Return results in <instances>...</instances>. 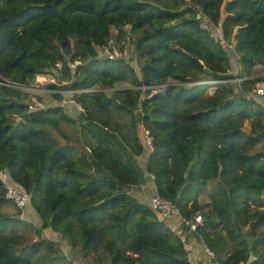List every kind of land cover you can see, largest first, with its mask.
<instances>
[{
  "label": "trees",
  "instance_id": "obj_1",
  "mask_svg": "<svg viewBox=\"0 0 264 264\" xmlns=\"http://www.w3.org/2000/svg\"><path fill=\"white\" fill-rule=\"evenodd\" d=\"M256 66L264 67V0H0V171L30 195L39 219L28 240L22 212H3L0 181V264L64 260L46 228L83 258L192 264L182 238L134 196L144 173L180 217L201 216L191 235L218 264L250 255L264 264ZM42 75L54 79L47 102L21 88ZM199 77L219 82L192 83ZM63 82L82 109L76 118L60 105ZM139 127L152 145L144 167Z\"/></svg>",
  "mask_w": 264,
  "mask_h": 264
},
{
  "label": "rangeland",
  "instance_id": "obj_2",
  "mask_svg": "<svg viewBox=\"0 0 264 264\" xmlns=\"http://www.w3.org/2000/svg\"><path fill=\"white\" fill-rule=\"evenodd\" d=\"M215 35V34H214ZM216 36V35H215ZM104 54H108L107 50L103 51ZM102 53V52H101ZM103 54V53H102ZM231 62H232V66L235 68L236 66V61L234 56H231ZM254 76L256 77L255 74L258 72L261 73L262 71H264V68L257 66V68H254ZM207 78L205 77H199L198 81H194L192 83H196V84H201V83H207ZM54 79L49 76V75H42V76H37L35 78V80L33 82H31L30 85L26 86V87H21L24 91H26L29 94H32L34 96H39L44 102L49 101L51 98L50 96V92L51 90L48 88V84L49 83H53ZM171 83H174V81H171ZM191 84V83H190ZM257 85V84H256ZM213 87V86H212ZM209 88L208 90V94H212L213 89ZM58 91L60 94H62L64 100L61 102L60 105H62V108L65 112V114H67L68 116H72V117H76L79 113H80V109H79V105L72 99V93L73 91L70 90L69 88V84L66 82H63L61 84H58ZM119 88V87H118ZM96 91V90H95ZM98 92H105L107 95L111 94L112 89L110 88H97ZM91 92V91H90ZM54 103V102H53ZM64 129H67V131L69 130V128L64 126ZM71 129V128H70ZM244 131L248 132L249 131V124L247 122L244 123V126L242 128ZM145 193H139L136 194L134 196H136L137 198H139V200H141L142 202H147V199H149V195H150V191L148 192V187L145 184ZM138 190V189H137ZM136 190V191H137ZM28 209V210H27ZM22 214H21V218L24 219L25 221H28V225L24 228V230H20V232H25V235L28 237V240H34L37 235H36V229L35 225H37L39 223V219L38 217L33 213L31 206H29ZM3 212L7 213V214H11V215H15L17 213V209L14 208V206L11 203H7L4 205L3 207ZM43 234L48 237V239L53 240V241H58L60 240V243H63L64 241L60 239V235L58 233L55 234L54 231H52L49 228H46L45 230H43ZM68 246L62 245V251L63 253H66ZM73 255H77L76 253H73ZM71 256L68 257V260H70ZM68 260H62L61 262H56L54 264H74L71 261L69 262ZM97 260V259H96ZM98 264H107V261H105L104 259L102 260H97ZM96 261V262H97ZM75 263H77V260L75 261ZM89 264V263H86Z\"/></svg>",
  "mask_w": 264,
  "mask_h": 264
},
{
  "label": "built area",
  "instance_id": "obj_3",
  "mask_svg": "<svg viewBox=\"0 0 264 264\" xmlns=\"http://www.w3.org/2000/svg\"><path fill=\"white\" fill-rule=\"evenodd\" d=\"M201 24L203 28H206V24L203 22V20ZM106 55L112 58L114 56H119L120 53L114 50L113 53L108 52V54ZM71 66L74 67L73 64ZM56 67L61 68V63H57ZM218 82L219 81H207V83L211 85H214ZM254 93L257 96L264 97V80L259 81V83L256 85ZM43 107H44L43 105L39 106V108H43ZM29 108L33 109L34 107L30 105ZM79 109L82 110L80 105H79ZM144 136H145V146L147 147V150H149L152 147L151 139L146 134ZM149 177H150V183L152 184L149 195V205L151 209L155 211V213H157V215L163 220L169 218H179L181 226L184 229H186L188 233L194 232L197 227V223L201 221V216L197 214L192 221L180 217L178 208L171 201L160 197V195L158 194L153 184L154 176L152 174H149ZM0 181L5 191L4 194L5 199H7L15 207V209L23 213L30 204V195L27 192L23 191L21 188L11 185L8 182L7 173L4 171H0ZM204 252L207 256L208 264H218L215 253L205 245H204Z\"/></svg>",
  "mask_w": 264,
  "mask_h": 264
},
{
  "label": "crops",
  "instance_id": "obj_4",
  "mask_svg": "<svg viewBox=\"0 0 264 264\" xmlns=\"http://www.w3.org/2000/svg\"><path fill=\"white\" fill-rule=\"evenodd\" d=\"M237 66V65H236ZM235 66V68L237 69V67ZM262 67V66H260ZM257 68V66L255 67ZM264 68V67H262ZM233 73H236L234 68H232ZM255 70V69H254ZM256 77H263L264 76V71H262L261 73L258 74V72L255 74ZM262 101V103L264 104V98L259 99ZM65 110V109H64ZM71 118H76V117H72ZM67 131V129H66ZM145 132L143 131V129H141L140 127L138 128V136L141 139V142L144 146L145 150V154L144 156L138 157V163L140 164L141 167L145 166L146 160H147V154L149 152V150H147V147L145 146ZM145 184L148 187V192L151 190V186L152 184L150 183V181H144V183L140 186V188H138L137 191H134L133 194H139L141 193H145ZM211 185H208L206 188V192L201 195L198 200L201 204L203 203H208V197H207V193L210 190ZM136 197V196H135ZM149 204V199H147V202ZM28 210V209H27ZM166 224L167 227H169L170 229L174 230L184 241L185 243V247L188 251V259L192 264H208L207 261V256L204 252V244L198 240L194 235H191V233H188L187 231H183V227L181 226L180 223V219L179 218H169L166 220H163ZM218 229V228H217ZM53 231V230H52ZM57 232H55L56 234ZM60 235V233H58ZM46 237V236H45ZM61 240H63V243H60V240L55 241V242H59L60 243V247L62 248V245H67L68 248L66 250V253L64 252V254H66V258L64 260H68V257L71 256L70 260H68L69 262L71 261L74 264H98L97 260H102L104 259L105 261H107L108 264V260H107V256L104 255L103 253L99 252L97 257L95 259H88V258H83L81 256V254L79 253L78 250V245L75 247H72L70 244L67 243L66 240L62 239L61 236H59ZM48 238V237H46ZM73 253H76L77 255H73ZM254 256V255H253ZM97 259V260H96ZM256 259V257L254 256L253 261ZM77 260V263H75V261ZM97 261V262H96Z\"/></svg>",
  "mask_w": 264,
  "mask_h": 264
},
{
  "label": "water",
  "instance_id": "obj_5",
  "mask_svg": "<svg viewBox=\"0 0 264 264\" xmlns=\"http://www.w3.org/2000/svg\"><path fill=\"white\" fill-rule=\"evenodd\" d=\"M193 163H194V161H191L188 164V167H187L186 172H185V179L188 178V175H189V172L191 170V167H192ZM144 177H145V180L146 181H150V177H149V175L147 173H144ZM253 259H254V256L253 255H250L249 260L247 261V264H251V262L253 261Z\"/></svg>",
  "mask_w": 264,
  "mask_h": 264
}]
</instances>
